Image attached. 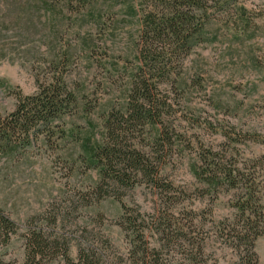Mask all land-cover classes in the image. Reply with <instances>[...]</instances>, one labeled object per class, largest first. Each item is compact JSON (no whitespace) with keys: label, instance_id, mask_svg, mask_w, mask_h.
I'll list each match as a JSON object with an SVG mask.
<instances>
[{"label":"rangeland","instance_id":"1","mask_svg":"<svg viewBox=\"0 0 264 264\" xmlns=\"http://www.w3.org/2000/svg\"><path fill=\"white\" fill-rule=\"evenodd\" d=\"M142 1L33 0L27 7L16 0L18 6L7 9L2 4L0 119L15 109L19 94L32 95L39 85L60 81L75 94V104L54 122L64 132L61 139H43L41 124L28 142L0 140V209L17 225L7 243L0 239L4 259L23 262L30 224L64 232L72 257L85 230L88 242L109 243L108 255H124L123 206L132 216L139 209L145 222L158 211L198 221L209 232L208 263L232 264L243 254L210 229L232 212L231 193L202 195L190 166L199 146L234 148L251 165L258 157L264 162V0L209 8L203 41L177 57L170 77L153 78L160 90L153 91L155 102L170 99L159 113L171 132V149L161 151L151 131L139 125L120 140L159 164L172 196L139 176L130 188L111 189L113 194L105 186L104 196L94 190L100 174L89 154L104 142L108 115L117 117L126 108L139 64ZM259 188L264 202V165ZM255 252L257 264H264V236L256 238Z\"/></svg>","mask_w":264,"mask_h":264},{"label":"trees","instance_id":"2","mask_svg":"<svg viewBox=\"0 0 264 264\" xmlns=\"http://www.w3.org/2000/svg\"><path fill=\"white\" fill-rule=\"evenodd\" d=\"M236 1H142V30L137 45L139 64L133 74L126 108L117 117H113V113L108 115L104 142L89 154L90 162L99 167L100 182L94 186L99 196L106 194L103 192L104 186L108 190L107 194H113L112 190L118 191L122 186L130 188L138 176L147 184L169 192L165 194L167 197L172 196L170 190L173 185L168 180H162L164 177L159 175V164L152 165L144 152L126 146L120 140L125 134L133 133L139 125L151 131L155 146L160 147L161 151L164 146L171 149V132L159 113L163 105L170 107V99L165 97L160 104L155 102L153 91L160 90L153 78L170 77L174 73L172 65L177 63V57L186 56L190 48L203 41L209 8L227 9ZM30 2L33 0H25L24 3ZM2 4L5 9L18 6L16 0H0V36L2 15L5 17ZM27 7H32V4ZM74 104L75 94L60 81L39 85L37 92L32 95L19 94L15 109L0 119V140L13 138L17 143L24 140L28 142L29 133L40 131L38 127L41 124L46 125L45 130L41 131L43 139L47 141L50 136L57 135L61 139L64 132L54 122L68 106ZM222 136L229 142L233 141L228 134ZM196 155L197 160L190 170L202 195L216 198L224 192L232 196V212L213 225L211 233L220 237L223 244L236 250L237 254L241 249L243 254H238L232 264H257L255 240L264 236V202L259 188L264 165L262 157L254 159L251 165L247 161L252 162V159H239L234 148L216 150L203 146H199ZM256 165H259V170ZM129 210V207L123 206L119 222L128 243L124 255H108L106 249L109 243L106 241L103 247L88 242L89 231L85 230L78 237L77 254L72 257L69 238L64 232L30 224L24 234V259L21 264H51L56 258L62 264H216L215 260L214 263H208L206 241L209 240V232L198 227V221L178 218L179 212L175 215L158 211L149 222H145L144 214L139 209L134 210L133 216ZM52 221L55 223L54 218ZM16 232V223L0 209V239L5 244ZM0 264L17 263L4 259L0 253Z\"/></svg>","mask_w":264,"mask_h":264}]
</instances>
